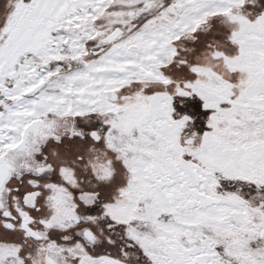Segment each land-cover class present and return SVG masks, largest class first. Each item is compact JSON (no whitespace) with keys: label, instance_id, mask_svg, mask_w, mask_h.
<instances>
[{"label":"snow or ice","instance_id":"snow-or-ice-1","mask_svg":"<svg viewBox=\"0 0 264 264\" xmlns=\"http://www.w3.org/2000/svg\"><path fill=\"white\" fill-rule=\"evenodd\" d=\"M0 264H264V0H0Z\"/></svg>","mask_w":264,"mask_h":264}]
</instances>
